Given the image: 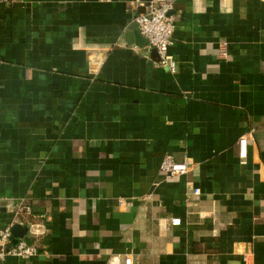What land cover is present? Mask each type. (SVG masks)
<instances>
[{"label":"crops","instance_id":"crops-1","mask_svg":"<svg viewBox=\"0 0 264 264\" xmlns=\"http://www.w3.org/2000/svg\"><path fill=\"white\" fill-rule=\"evenodd\" d=\"M170 1L176 72L126 38L149 0L0 2V198L39 249L4 264H264V0Z\"/></svg>","mask_w":264,"mask_h":264},{"label":"built area","instance_id":"built-area-1","mask_svg":"<svg viewBox=\"0 0 264 264\" xmlns=\"http://www.w3.org/2000/svg\"><path fill=\"white\" fill-rule=\"evenodd\" d=\"M14 0H0L1 3H9ZM173 6L170 0H149L144 12L136 17L140 30L143 35L148 38V45L152 49H156L160 56V64L168 68L171 72L177 71V61L170 52V46L173 43V33L175 30V19L171 15ZM247 144L248 134L242 135L239 139V155L241 163L247 162ZM195 162L192 158L177 160L172 154H167L161 162V172L166 178H176L188 175ZM187 202L196 201L202 194L200 187L196 186L192 180L187 181ZM1 199V198H0ZM7 201L8 213L13 217L0 227V264H4L8 256L19 258H30L38 253V247L35 244H30L25 240H20L18 243L11 245L8 249L6 246L11 242V227L19 215L30 211L29 205L24 203L22 199L11 198ZM173 225L181 224L180 218L172 219ZM124 264H132V258L126 256Z\"/></svg>","mask_w":264,"mask_h":264},{"label":"water","instance_id":"water-1","mask_svg":"<svg viewBox=\"0 0 264 264\" xmlns=\"http://www.w3.org/2000/svg\"><path fill=\"white\" fill-rule=\"evenodd\" d=\"M128 41H133L139 46H144L149 43L148 38L142 34L139 24L136 21L132 24L129 34L126 36ZM154 53L159 55L156 49H153ZM160 57V56H159ZM7 201L5 199H0V213H7L8 209L6 207ZM29 227L27 224L22 225L19 222H14L11 227V242L6 246L8 249L11 245L18 243L20 240H23L25 236L28 234Z\"/></svg>","mask_w":264,"mask_h":264}]
</instances>
